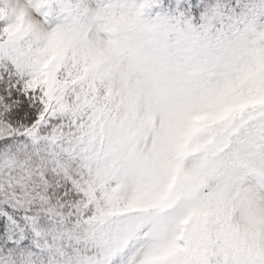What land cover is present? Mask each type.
Returning a JSON list of instances; mask_svg holds the SVG:
<instances>
[{
  "label": "snow or ice",
  "instance_id": "6c2138e0",
  "mask_svg": "<svg viewBox=\"0 0 264 264\" xmlns=\"http://www.w3.org/2000/svg\"><path fill=\"white\" fill-rule=\"evenodd\" d=\"M0 264H264V0H0Z\"/></svg>",
  "mask_w": 264,
  "mask_h": 264
}]
</instances>
